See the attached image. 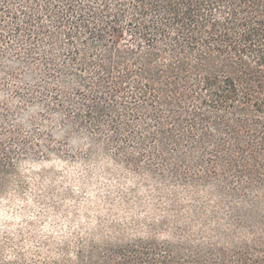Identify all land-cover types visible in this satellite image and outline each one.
<instances>
[{"label":"trees","instance_id":"trees-1","mask_svg":"<svg viewBox=\"0 0 264 264\" xmlns=\"http://www.w3.org/2000/svg\"><path fill=\"white\" fill-rule=\"evenodd\" d=\"M0 99V194L37 152L11 108L150 182V218L0 264H264V0H0Z\"/></svg>","mask_w":264,"mask_h":264},{"label":"rangeland","instance_id":"rangeland-1","mask_svg":"<svg viewBox=\"0 0 264 264\" xmlns=\"http://www.w3.org/2000/svg\"><path fill=\"white\" fill-rule=\"evenodd\" d=\"M10 101L12 107L17 104L15 99ZM28 110L19 118L10 109L9 118L20 120V135L37 152L18 163L23 187L15 183L0 194V234L11 239L8 250L16 243L31 249L50 234L103 228L100 221L110 217L150 218L149 181L124 166L107 163L105 157L96 163L83 161L87 149L82 137L62 132L59 116L44 118L38 116V109ZM120 194L130 206L118 202Z\"/></svg>","mask_w":264,"mask_h":264}]
</instances>
